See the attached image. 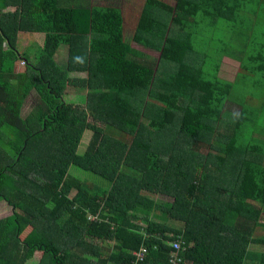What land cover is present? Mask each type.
I'll return each mask as SVG.
<instances>
[{
	"label": "trees",
	"instance_id": "obj_1",
	"mask_svg": "<svg viewBox=\"0 0 264 264\" xmlns=\"http://www.w3.org/2000/svg\"><path fill=\"white\" fill-rule=\"evenodd\" d=\"M168 3L147 0L131 40L151 67L118 9L0 0V264H170L175 241L183 264H264V121L224 117L242 77L264 94V0ZM20 32L42 45L21 54Z\"/></svg>",
	"mask_w": 264,
	"mask_h": 264
},
{
	"label": "rangeland",
	"instance_id": "obj_2",
	"mask_svg": "<svg viewBox=\"0 0 264 264\" xmlns=\"http://www.w3.org/2000/svg\"><path fill=\"white\" fill-rule=\"evenodd\" d=\"M34 49V48H33ZM228 51H230L227 48ZM66 53L62 51V55H65ZM62 55L58 59H62ZM152 57L149 56H143L142 58L137 57V60L148 64L151 67H154L157 63L156 58L158 57L157 52H151ZM228 59H231L230 57H224V61H221L220 64V78L232 82L233 80L236 79L237 77V71H238V64L232 61H228ZM207 70L210 71L212 67L214 66V62L208 64ZM19 67H24L23 63L20 62L18 65ZM74 77H80V75L74 74ZM219 77V75H218ZM254 82L255 79L250 77V76H244L241 79L238 80V82L235 84L233 87V92L231 93V99H229V102H232L226 107V112L224 117H227L228 120H230L232 117H235L237 113L239 112V107H246L249 110H254L255 114L257 116V125H259L260 121H264V94H255L256 90L254 88ZM74 93V90L70 91V95L73 96L72 94ZM34 93H31V95L26 99L22 111H21V116L22 118H26L28 114L31 112L32 108L36 105L37 103V98ZM259 98V100H258ZM71 100V99H67ZM73 101V100H72ZM237 104V105H236ZM245 130L240 138V141L243 143H255L256 139L254 136H252V127L248 126L246 127ZM89 134L86 133L84 137L82 138V141L79 146L78 152H83L84 147L87 145L88 140H89ZM70 173L74 176H77L81 179H87V182H97L101 181L97 176L91 174V173H86L80 170H77L76 168H71ZM75 193V190L70 194L69 197H72L73 194ZM154 199L158 201H164V202H170L171 199L163 196H155Z\"/></svg>",
	"mask_w": 264,
	"mask_h": 264
},
{
	"label": "crops",
	"instance_id": "obj_3",
	"mask_svg": "<svg viewBox=\"0 0 264 264\" xmlns=\"http://www.w3.org/2000/svg\"><path fill=\"white\" fill-rule=\"evenodd\" d=\"M71 1H72V5L75 8L77 7V8H79V10H84L83 21L88 19V10L90 8H96V7L109 8V7H112V8L120 10L123 14V17H124L125 40L130 44L132 37L136 33L137 26H138L139 20L141 18V12L144 9V6L146 5L147 0H71ZM71 1L70 0H62V4L71 5ZM161 1L164 4H169L168 0H161ZM1 2L3 4V1H1ZM9 10H10V8L7 9V11H9ZM43 37H44L43 34H40V33L20 32L18 34V37H17V48L21 52V54L22 53L31 54L37 48V44L39 46L42 45ZM131 46H132V48H134L138 51H141L144 55L149 56V57H152L151 52H154L153 49L142 47V46L138 45L137 43H131ZM223 61H224V58L222 59V62ZM228 61H232V62L237 63L238 67H239V63L236 60L228 59ZM19 64H20V61L15 63L14 74L18 75V74L24 73V71H25L24 67L23 66L19 67L18 66ZM237 73H238V71H237ZM79 75H80V77H78V78H83V79L86 78V74H84V73L79 74ZM218 75L220 78V71H219ZM223 81H225V80H223ZM225 82H229V81H225ZM232 82H234V80ZM232 82H230V83H232ZM33 95H35V94H33ZM72 95L74 96L75 93H73ZM80 102H82V100H80ZM88 137L90 139V136H88ZM86 146L84 147L83 151L85 150ZM11 213H13V208H10L9 206H7L5 202L0 201V219L11 215ZM259 233L260 232H257V234H259ZM110 245L112 246V243H110ZM256 251H258V250H256Z\"/></svg>",
	"mask_w": 264,
	"mask_h": 264
},
{
	"label": "built area",
	"instance_id": "obj_4",
	"mask_svg": "<svg viewBox=\"0 0 264 264\" xmlns=\"http://www.w3.org/2000/svg\"><path fill=\"white\" fill-rule=\"evenodd\" d=\"M91 217H89L90 219ZM93 219V218H91ZM171 249L172 252L170 254V264H183L182 259L179 257V252L180 251H184L181 247V243L179 241H175V242H171ZM134 256H136V262L139 263L141 262L142 256L140 254H133Z\"/></svg>",
	"mask_w": 264,
	"mask_h": 264
}]
</instances>
